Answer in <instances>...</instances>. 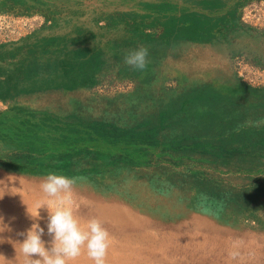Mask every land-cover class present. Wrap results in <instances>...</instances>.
I'll return each instance as SVG.
<instances>
[{"label": "rangeland", "instance_id": "1", "mask_svg": "<svg viewBox=\"0 0 264 264\" xmlns=\"http://www.w3.org/2000/svg\"><path fill=\"white\" fill-rule=\"evenodd\" d=\"M150 1L21 0L25 14L0 13L12 92L0 110L79 128L74 140L51 133L27 171L0 159L3 264H27V209L63 170L83 177L72 189L81 223L97 218L110 234L105 264H264V0H179L201 11L168 28ZM46 7L59 21L35 10ZM140 47L147 67L135 70L124 57ZM2 140L0 154L24 153ZM69 264L94 262L85 249Z\"/></svg>", "mask_w": 264, "mask_h": 264}, {"label": "clouds", "instance_id": "2", "mask_svg": "<svg viewBox=\"0 0 264 264\" xmlns=\"http://www.w3.org/2000/svg\"><path fill=\"white\" fill-rule=\"evenodd\" d=\"M147 58L148 49L140 47L128 52L124 61L135 70H144ZM82 179L83 177L68 176L56 171L47 173L40 185L47 199L37 201L34 212L27 209L34 222L25 232L20 233L24 238L17 242L27 264H69L85 249L94 264H105L110 244L109 232L99 219L92 218L82 224L76 214L78 203L73 198L72 189ZM44 207L48 212L46 230L51 237L49 241L43 239L45 227L39 222L43 219L39 210ZM204 211L209 212L210 209L205 208ZM0 226L4 230L7 228L3 216H0ZM0 257L8 260L3 255Z\"/></svg>", "mask_w": 264, "mask_h": 264}, {"label": "trees", "instance_id": "3", "mask_svg": "<svg viewBox=\"0 0 264 264\" xmlns=\"http://www.w3.org/2000/svg\"><path fill=\"white\" fill-rule=\"evenodd\" d=\"M21 0H0V13L2 12H14L18 14H25L28 11L27 5L22 4L21 6L16 8L17 3H19ZM179 0H153L150 1L149 7L155 6L157 8V18L162 22L161 26H164V28H168L169 24L175 19L176 16L180 15L182 19L180 20H186L187 23L192 22L193 19H195L196 15H198L199 12L196 11H190L191 14L186 13V9H182V7L179 6ZM246 0H243L242 2H239L238 4L245 3ZM155 4V5H154ZM48 7L43 9H35L40 10L43 12L44 15L47 17H50V19H53V21H59V18H56V14H54V9H51L48 11ZM182 13V14H179ZM166 21V22H165ZM4 45V44H1ZM26 79L23 80L20 78V76H16L13 80L16 89L22 88ZM54 83V81H52ZM3 82L0 81V97H2L3 90H7L8 95H10L11 89H8L5 86ZM17 111V110H16ZM30 114L26 116L25 112L19 114V112H12L9 109L6 110H0V136H2L3 140L2 142L5 144L8 148H15V145L18 150H23L24 153H19V151H15L12 153H3L0 154V159H2L1 163L10 167H15L18 169L20 167L21 170L27 171V166L23 167L24 164L31 162L30 155H32L35 151L38 149H43L45 152L49 150L50 147H52L51 138L49 139L51 133H57V135H63V137L74 140L76 137L79 136V128L78 125H61V122H56L53 125V129L51 127H47L46 123L41 119V121H38L36 123L37 119H39L38 116H35V113L32 111H28ZM70 126V127H67ZM38 135L45 136V141L42 143ZM90 143V141H89ZM63 149L70 150L75 145H62L60 143ZM77 144V143H76ZM47 149V150H46ZM7 152V151H5ZM28 152V155H24ZM32 152V153H31ZM47 154V153H46ZM56 154V152H55ZM6 157V159L3 160V157ZM48 156H50V152H48ZM34 157V156H32ZM26 158V159H25ZM47 158V157H46ZM59 158V157H58ZM48 159V158H47ZM29 161V162H28ZM34 161V160H33ZM32 166L36 165L35 162L31 163ZM45 166H48L49 164H45ZM60 165V164H58ZM67 165V164H66ZM62 167V166H61ZM39 168H44L43 164L39 165ZM64 168V167H62ZM38 169V168H36ZM36 169H33L36 171ZM66 171L63 170V173Z\"/></svg>", "mask_w": 264, "mask_h": 264}, {"label": "crops", "instance_id": "4", "mask_svg": "<svg viewBox=\"0 0 264 264\" xmlns=\"http://www.w3.org/2000/svg\"><path fill=\"white\" fill-rule=\"evenodd\" d=\"M2 186H3L2 183H0V190H1ZM1 194H2V192L0 191V195H1Z\"/></svg>", "mask_w": 264, "mask_h": 264}]
</instances>
